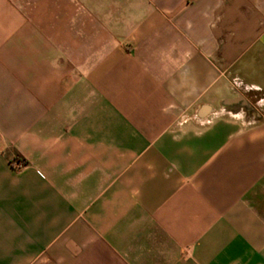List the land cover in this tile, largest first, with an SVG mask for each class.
I'll list each match as a JSON object with an SVG mask.
<instances>
[{"label": "crops", "instance_id": "0c3cea01", "mask_svg": "<svg viewBox=\"0 0 264 264\" xmlns=\"http://www.w3.org/2000/svg\"><path fill=\"white\" fill-rule=\"evenodd\" d=\"M0 264H264V0H0Z\"/></svg>", "mask_w": 264, "mask_h": 264}]
</instances>
